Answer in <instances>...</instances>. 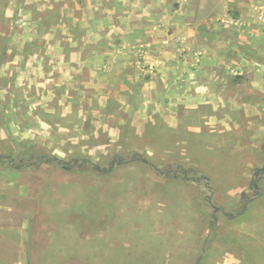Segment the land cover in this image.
Instances as JSON below:
<instances>
[{"label": "rangeland", "instance_id": "obj_1", "mask_svg": "<svg viewBox=\"0 0 264 264\" xmlns=\"http://www.w3.org/2000/svg\"><path fill=\"white\" fill-rule=\"evenodd\" d=\"M14 142L0 264H264V0H0Z\"/></svg>", "mask_w": 264, "mask_h": 264}, {"label": "trees", "instance_id": "obj_2", "mask_svg": "<svg viewBox=\"0 0 264 264\" xmlns=\"http://www.w3.org/2000/svg\"><path fill=\"white\" fill-rule=\"evenodd\" d=\"M14 148L16 152H8V153H0V169L1 168H8L14 169L18 171L26 170L28 168H35L40 166L44 163H51L56 165L59 162L56 156L52 154H47L46 149L42 148L41 150L33 149L32 146L29 145H22L18 142H14ZM33 159H37L36 163L26 164L24 162H32ZM71 167H67L69 170ZM187 169L193 171V175H190ZM178 170L181 173V176L184 180H193V181H200L206 180L205 182L208 183V177H206L200 170L195 168H184L179 166ZM178 175H174L176 178ZM252 188V187H251Z\"/></svg>", "mask_w": 264, "mask_h": 264}, {"label": "crops", "instance_id": "obj_3", "mask_svg": "<svg viewBox=\"0 0 264 264\" xmlns=\"http://www.w3.org/2000/svg\"><path fill=\"white\" fill-rule=\"evenodd\" d=\"M3 170L11 172L10 174L12 175L0 173V210L9 208L11 206L10 200L23 201V189L26 188L23 185V171L8 168H4ZM7 175L9 177L5 178Z\"/></svg>", "mask_w": 264, "mask_h": 264}]
</instances>
